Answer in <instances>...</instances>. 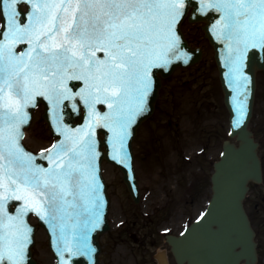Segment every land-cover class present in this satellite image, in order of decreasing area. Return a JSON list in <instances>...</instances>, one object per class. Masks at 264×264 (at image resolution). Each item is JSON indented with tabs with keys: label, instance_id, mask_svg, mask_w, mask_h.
<instances>
[{
	"label": "snow or ice",
	"instance_id": "snow-or-ice-1",
	"mask_svg": "<svg viewBox=\"0 0 264 264\" xmlns=\"http://www.w3.org/2000/svg\"><path fill=\"white\" fill-rule=\"evenodd\" d=\"M5 3L10 7L28 3L31 11L18 19L21 14L15 8L4 12ZM201 3L222 13L218 31L229 45L233 78L238 84L243 81L246 88L248 77L243 69L248 53L264 51V0ZM184 7L185 0H0L4 17L0 24V264H26L31 241V230L22 215L8 214L7 201L23 200L25 209L55 221L71 194L76 171L80 177L75 183H84L77 158L85 151L94 153L91 139L77 141L72 147L58 144L47 150L52 170L34 167L33 157L18 145L19 126L27 117L25 108L34 106L37 95L57 104L75 99L68 81L83 80L88 91L77 95L88 105L92 123L99 118L96 102L118 107L132 90L137 94L136 108L142 110L151 89V69L171 63L169 53L178 40L174 26ZM29 42L33 47L26 55L14 54L13 45ZM98 51L104 52L106 59L98 58ZM237 104L243 117V102ZM125 126L121 122V128ZM117 142L122 146L121 136ZM65 155L69 156L66 166L61 163ZM87 189L93 201L99 200L92 174ZM59 239L64 243L61 251H71L63 230ZM92 251L86 235L78 238L77 254L90 255Z\"/></svg>",
	"mask_w": 264,
	"mask_h": 264
},
{
	"label": "water",
	"instance_id": "water-1",
	"mask_svg": "<svg viewBox=\"0 0 264 264\" xmlns=\"http://www.w3.org/2000/svg\"><path fill=\"white\" fill-rule=\"evenodd\" d=\"M18 6L19 3L13 4L11 7L8 3H5L3 10L4 12H9L12 8H15L21 14L17 18L22 19L28 13H22ZM190 9H193L192 15L189 17L191 22L205 21L207 23L204 30L206 37L215 48L225 102L232 114V133L240 141V146L237 147L229 142L226 143L222 160L215 164V174L213 176L214 196L210 209L202 222L193 226L185 236L181 238L171 237L169 241L179 264H184L185 262L189 264H241L242 261H245L246 264H253L257 260L255 233L250 226L243 201L248 191V183L250 181H262L261 162L257 155L258 144L254 142L252 138L253 134L248 130V125L252 116L254 103L256 72L264 69V51L256 49L249 51L248 59L243 69L244 75L248 77L247 87H244L243 81L238 84L233 78L228 42L218 31V24L222 13L217 12L214 8H205L201 0H185L183 15L179 17V22L174 26L175 35L178 37V40L176 47L169 53L171 63L164 68L154 67L151 69V89L145 98L147 100L144 102L142 110H137V100L135 99L136 103L131 108L136 112H132L133 115H130V120L126 114L118 115L114 119L118 120L116 124L119 128H121V122L126 125L123 127L122 146L117 142V137L115 136L111 142H107L109 135L107 133L102 144L108 152L103 158L114 161L121 167L124 173V181L136 199L134 189L136 190L137 188V181L134 178L136 174L133 165L132 140L136 135L137 128L155 109V102L161 87V77H169L177 66L187 67L199 62L202 58L201 49L192 50L181 31V21L185 19ZM134 92V90L130 91L122 104L134 96ZM77 93H80V91L74 94L75 99L73 102L63 103L61 112L57 114L59 120H61L60 124L72 131L71 137H66V140L58 143L68 147H72L77 141H84L82 129H87L86 125H88L89 119H91L88 105L83 103ZM238 101L243 102L245 109L243 117H241L238 110ZM83 107L87 111L85 116L81 114ZM94 107L99 106L94 105ZM105 107L109 108L107 102L105 103ZM107 114V111H98V116L104 118L105 123L103 125L101 121H98L94 127L95 130L97 129L96 126L103 129L113 126ZM123 117L128 119V123H126V119ZM46 119L51 121L52 117L46 116ZM73 121H78L77 126L70 125ZM52 127L56 135V128L54 125ZM109 133L112 134V132ZM97 141L99 142V139L95 135L94 144ZM115 145L116 147H114ZM47 155L45 152L40 155L31 154L33 166L40 167L47 162L44 170H52L54 168L52 156ZM97 158L98 155H94L93 160H90L88 156H81L77 159L80 161L79 164L85 168L83 170L84 183L87 184L89 174H92L95 176V184L96 181L100 184L101 192L99 198L101 197L102 204L98 208H93L92 212L86 211L82 216L75 215L72 218L70 228L66 231L68 237L78 239L84 236L89 227L93 225L88 230V233H86L87 245L93 251L90 255H83V258L73 259L71 262L69 256L66 253H62L57 245H54L59 264H98V253L100 251L98 238L100 234L109 229V226L105 219V207L108 199L106 191H104L103 195L105 187L101 178L100 166L97 164ZM68 159L69 156L65 155L61 162L66 164ZM82 186L83 183L78 185V192L80 191L84 195L85 192L79 188ZM43 201L45 202L44 197ZM136 201L138 200L136 199ZM67 203H71L70 197H68ZM46 206L48 207L47 203ZM101 206H103V214L94 215V211H97ZM68 212L69 214L72 213V206H70ZM23 221L31 230V241L27 247L26 264H36L32 259L30 251L34 233L26 218ZM69 245H71L70 242ZM74 247L76 248V246Z\"/></svg>",
	"mask_w": 264,
	"mask_h": 264
},
{
	"label": "rangeland",
	"instance_id": "rangeland-1",
	"mask_svg": "<svg viewBox=\"0 0 264 264\" xmlns=\"http://www.w3.org/2000/svg\"><path fill=\"white\" fill-rule=\"evenodd\" d=\"M183 30L193 45L205 49L204 60L187 70L179 69L172 77L164 80L157 110L151 120L140 128L135 140L136 166L141 186L143 191L151 190L150 197L145 199L148 207L145 206L144 209L153 212L155 205L168 201L174 206L173 211L168 210L160 214L159 218L168 219L170 226H175V233L181 230L184 215L188 210L197 212L199 208L200 199L195 203V207L185 204L189 191L188 183L195 181L196 176L203 175L209 170V162L211 165L219 158L225 138H216V130L220 131L223 137L228 128V113L222 107V93L213 48L204 38L200 24L185 23ZM263 79L264 74H261L255 109L260 117L254 119L252 127L264 117L261 89ZM41 114L42 109L36 112L26 138L27 146L35 151L46 148L52 141L47 126L40 123ZM203 149L207 151L197 158L198 152ZM261 153L264 154V145ZM104 175L109 183L112 207H115L116 200L121 197V175L115 167L107 163L104 165ZM122 200L125 210L130 204V198L124 185ZM162 248L164 247L159 249ZM34 251L39 264H54L43 230L39 229L37 232ZM122 251L123 254L113 251L103 257L102 264H134L130 252L125 248ZM120 255H123V261Z\"/></svg>",
	"mask_w": 264,
	"mask_h": 264
},
{
	"label": "flooded vegetation",
	"instance_id": "flooded-vegetation-1",
	"mask_svg": "<svg viewBox=\"0 0 264 264\" xmlns=\"http://www.w3.org/2000/svg\"><path fill=\"white\" fill-rule=\"evenodd\" d=\"M259 198L260 196H258L257 199L251 202V206H249L248 211L251 221L256 228L259 236V251L261 256L260 264H264V197L262 196V199ZM137 226H141V229L144 230L143 233L139 230L137 231L139 232V237L134 235L136 233H133ZM150 229L146 226V224L139 225V223H136L134 225L129 224L128 226L122 225L120 226V229L118 231V237L114 240L116 243L120 241L122 245H126L130 241V237L133 233L132 238L137 244L138 249H143V251L147 253V250L149 248L156 246L158 243L153 229ZM112 238L113 236H111V238L107 237L106 240L108 244H111L113 242Z\"/></svg>",
	"mask_w": 264,
	"mask_h": 264
}]
</instances>
